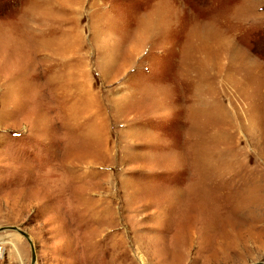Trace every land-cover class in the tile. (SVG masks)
<instances>
[{
  "label": "rangeland",
  "instance_id": "1",
  "mask_svg": "<svg viewBox=\"0 0 264 264\" xmlns=\"http://www.w3.org/2000/svg\"><path fill=\"white\" fill-rule=\"evenodd\" d=\"M70 4L0 0V228L36 264L264 262V0Z\"/></svg>",
  "mask_w": 264,
  "mask_h": 264
},
{
  "label": "water",
  "instance_id": "2",
  "mask_svg": "<svg viewBox=\"0 0 264 264\" xmlns=\"http://www.w3.org/2000/svg\"><path fill=\"white\" fill-rule=\"evenodd\" d=\"M6 231L15 232L27 240L31 248V264H36V260H37L36 259V249H35L34 242L32 241L30 235L17 226H6V227L0 228V233L6 232ZM254 264H264V262H259V263H254Z\"/></svg>",
  "mask_w": 264,
  "mask_h": 264
},
{
  "label": "crops",
  "instance_id": "3",
  "mask_svg": "<svg viewBox=\"0 0 264 264\" xmlns=\"http://www.w3.org/2000/svg\"><path fill=\"white\" fill-rule=\"evenodd\" d=\"M48 1V0H47ZM51 1L52 3H59V4H63L64 6L66 5H71L70 4V1L71 0H49Z\"/></svg>",
  "mask_w": 264,
  "mask_h": 264
}]
</instances>
